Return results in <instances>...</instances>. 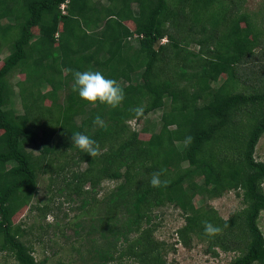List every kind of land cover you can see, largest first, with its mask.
<instances>
[{"label": "trees", "instance_id": "obj_1", "mask_svg": "<svg viewBox=\"0 0 264 264\" xmlns=\"http://www.w3.org/2000/svg\"><path fill=\"white\" fill-rule=\"evenodd\" d=\"M63 1L0 0V253L13 264L46 263L33 256L30 230L13 216L47 175L48 186L59 182L58 194L77 201L83 215L73 239L66 236L74 256L59 264H175L151 222L168 203L182 212L175 233L184 247L198 240L213 255L215 248L233 252L227 264H264V162L254 157L264 134V7L256 23L245 0H68L62 13ZM88 69L123 86L120 106L90 104L72 91L70 70ZM14 72L23 78L12 84ZM157 109L158 123H149ZM97 114L107 130L93 125ZM76 131L95 139L102 154L73 146ZM26 141L39 144L37 154ZM160 168L169 183L153 188ZM107 179L116 184L98 198ZM230 189L243 207L227 218L193 202ZM48 209L38 208L43 216ZM205 220L222 232L205 235Z\"/></svg>", "mask_w": 264, "mask_h": 264}, {"label": "rangeland", "instance_id": "obj_2", "mask_svg": "<svg viewBox=\"0 0 264 264\" xmlns=\"http://www.w3.org/2000/svg\"><path fill=\"white\" fill-rule=\"evenodd\" d=\"M244 8L255 14V22H261V16L259 11L263 10L264 0H245ZM135 8V7H134ZM165 41L164 39L161 40ZM4 53L2 56H4ZM9 81L14 84L17 79L23 78L22 74L18 72L12 73L9 77ZM47 86H44L43 92L45 93ZM243 88V87H242ZM14 91H17L14 88ZM14 109L19 113L22 112V106L17 95L13 96ZM46 104L50 103L49 99H45ZM161 109H157L154 112H150L147 117L149 123H158ZM130 125L140 129L143 126V122L139 121L135 124V121H129ZM142 135V134H140ZM240 137V136H239ZM27 150L37 154L40 148L38 143H29L26 141ZM254 157L264 162V134L259 138L254 152ZM81 169L85 167L82 163ZM196 182L201 183V178H196ZM48 177L40 176L38 178V191L34 195L29 205L22 207L18 210L14 216V223H21L24 228L30 230V238L33 241L34 252L33 256L37 260H41L46 257L45 264H59L60 260L68 262L67 259H72L74 254H70L69 245L67 244L66 236L73 239L74 225L73 223L82 218V213L77 209L78 202L67 200L64 194H58V188L62 185L57 182L55 185L48 186ZM116 181L114 180H102L98 186V198H101L107 191L114 187ZM264 189V181H263ZM88 187V184L85 185ZM52 194H56L51 197ZM53 200V201H49ZM193 202L196 207L200 206H213L219 215L223 218H227L232 212L239 210L243 207L241 197L237 196L236 191L233 189L223 191L219 197L209 198L198 194L194 197ZM32 204V208L30 205ZM44 204L49 205V209L43 216L41 211L38 210ZM153 214H157L151 221L156 224L154 229V237L160 241L166 243L168 253L166 259L173 261L175 264H227L233 257V252H223L218 248H215L217 255H213L206 251V243L194 240L189 247H184L177 241L176 229L183 223V215L181 210L173 204H166L158 209H155ZM81 221V220H80ZM258 225L264 234V211L259 214ZM145 226V225H143ZM76 258V257H75ZM80 260H74L73 263L80 264ZM12 258H6L4 253H0V264H13ZM69 264H72L69 261ZM122 264H133L128 259H123Z\"/></svg>", "mask_w": 264, "mask_h": 264}, {"label": "clouds", "instance_id": "obj_3", "mask_svg": "<svg viewBox=\"0 0 264 264\" xmlns=\"http://www.w3.org/2000/svg\"><path fill=\"white\" fill-rule=\"evenodd\" d=\"M70 72L73 78L72 91L76 92L82 100L90 104L99 102L112 109L117 108L124 101L125 91L117 80L106 78L103 73L98 70H70ZM132 111L139 117L143 114V107L138 106L133 108ZM92 123L101 129L107 130L106 122L98 114L93 118ZM188 140L190 141L191 138L189 137ZM71 144L90 157H96L102 154L99 143L95 139L79 131L71 133ZM166 172L167 169L165 168H160L153 172L149 181L150 186L153 188L167 187L169 181L161 179ZM202 224L204 234L207 236H215L222 232L220 226L214 225L210 221H202ZM226 226L227 225H225V227Z\"/></svg>", "mask_w": 264, "mask_h": 264}, {"label": "built area", "instance_id": "obj_4", "mask_svg": "<svg viewBox=\"0 0 264 264\" xmlns=\"http://www.w3.org/2000/svg\"><path fill=\"white\" fill-rule=\"evenodd\" d=\"M67 2H68V0H65L64 2H62L61 4H60V10H61V12L62 13H65V11H66V7H67Z\"/></svg>", "mask_w": 264, "mask_h": 264}, {"label": "crops", "instance_id": "obj_5", "mask_svg": "<svg viewBox=\"0 0 264 264\" xmlns=\"http://www.w3.org/2000/svg\"><path fill=\"white\" fill-rule=\"evenodd\" d=\"M197 48H198V46H195L193 49H194V50H197Z\"/></svg>", "mask_w": 264, "mask_h": 264}]
</instances>
